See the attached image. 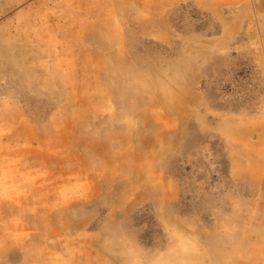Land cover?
I'll use <instances>...</instances> for the list:
<instances>
[{"label": "rangeland", "instance_id": "rangeland-1", "mask_svg": "<svg viewBox=\"0 0 264 264\" xmlns=\"http://www.w3.org/2000/svg\"><path fill=\"white\" fill-rule=\"evenodd\" d=\"M0 264H264V0H0Z\"/></svg>", "mask_w": 264, "mask_h": 264}]
</instances>
